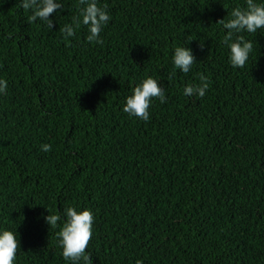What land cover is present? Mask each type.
Returning <instances> with one entry per match:
<instances>
[{
	"label": "trees",
	"instance_id": "obj_1",
	"mask_svg": "<svg viewBox=\"0 0 264 264\" xmlns=\"http://www.w3.org/2000/svg\"><path fill=\"white\" fill-rule=\"evenodd\" d=\"M20 2L0 0V233L20 241L15 264H71L68 207L94 215L92 264H264V29L234 34L253 50L233 68L217 24L246 0H97L102 44L83 24L62 37L78 0H57L52 30ZM176 47L195 57L187 74ZM201 74L205 96H185ZM149 77L166 102L143 121L123 108Z\"/></svg>",
	"mask_w": 264,
	"mask_h": 264
},
{
	"label": "clouds",
	"instance_id": "obj_2",
	"mask_svg": "<svg viewBox=\"0 0 264 264\" xmlns=\"http://www.w3.org/2000/svg\"><path fill=\"white\" fill-rule=\"evenodd\" d=\"M78 4L80 6L79 14L73 17L72 24H66L59 29L62 37L66 41L74 37L76 30L83 24L88 29L87 42L102 44L101 32L111 19L107 13V6L99 7L97 0H78ZM18 6L26 14L31 11L32 14L28 16L30 24L40 20L46 22L50 30L54 28V23L49 17L63 7L57 0H21ZM230 15V20L225 21L223 19L217 24H222L223 28L227 30L222 43L230 49L229 62L231 66L243 68L253 50V43L245 41L243 36L238 35L233 42V37L234 34L245 31L254 34L259 29H264V4L256 3L254 0H246V8L237 7L232 10ZM194 63H196L195 57L188 47L175 48L173 64L176 69L187 74ZM200 81L201 83L198 85H187L183 94L189 97L198 95L203 98L208 89V81L203 74L200 75ZM6 90L7 82L0 80V94L6 93ZM153 99H159L161 103L166 102L164 89L154 78L149 77L133 89V94L126 99L123 111L129 116L148 121L149 108ZM41 150L49 152L51 145H41ZM63 217L64 222L60 231L57 232L63 259L71 262V264H92L91 255L86 254V250L93 235V213L90 210L77 211L74 207H68L64 209ZM45 219L51 228H54L61 221V215L50 214ZM20 248V241L16 239L14 232L4 230L0 233V264H15ZM136 264H143V261L137 260Z\"/></svg>",
	"mask_w": 264,
	"mask_h": 264
}]
</instances>
